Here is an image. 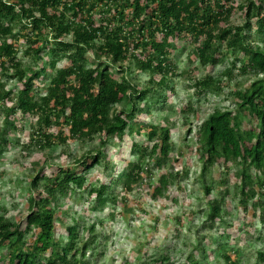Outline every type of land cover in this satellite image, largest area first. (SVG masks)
Returning a JSON list of instances; mask_svg holds the SVG:
<instances>
[{
  "label": "trees",
  "instance_id": "1",
  "mask_svg": "<svg viewBox=\"0 0 264 264\" xmlns=\"http://www.w3.org/2000/svg\"><path fill=\"white\" fill-rule=\"evenodd\" d=\"M238 11L242 21L231 22ZM181 45L192 47L189 60L208 67L203 77H190L196 96L219 93L223 74L211 69L227 53L234 56L229 77L233 70L252 76L230 91L232 108H214L196 127L193 151L201 166L195 179L206 218L195 230L200 255L189 252L183 264H241L246 250L264 243V0H0V152L10 133L24 129L18 119L30 121L25 146L98 142L70 164L31 162L26 215L0 214V264H92L87 252L97 243L95 222L66 221L58 200L86 193L90 209L101 211L117 201L115 183L127 196L144 174L166 167L169 126L143 122L172 100L171 78L182 74L173 58ZM18 52L30 58L28 66ZM133 68L151 73L143 87L133 81ZM3 79L16 83L1 86ZM145 101L161 104L153 111ZM181 111L198 117L190 101ZM123 139L128 153L114 173L108 150ZM216 165L218 174L207 183L206 172ZM95 166L104 172L92 183L87 172ZM181 178L178 171L161 173L151 198L163 197ZM232 201L245 224L225 221L224 231L213 235ZM254 220L261 229L250 225ZM175 221L183 223L178 215ZM251 254L253 264H264V245ZM151 260L141 264H168L169 256Z\"/></svg>",
  "mask_w": 264,
  "mask_h": 264
},
{
  "label": "rangeland",
  "instance_id": "2",
  "mask_svg": "<svg viewBox=\"0 0 264 264\" xmlns=\"http://www.w3.org/2000/svg\"><path fill=\"white\" fill-rule=\"evenodd\" d=\"M230 21H242L240 12H236ZM257 42L259 43L258 40ZM182 46L174 53L173 58L177 71H181L182 74L171 78L170 85L174 87L172 100L166 102L160 111L153 112L143 122L149 123L151 121L154 124L166 122L169 126L171 130V152L166 167L153 168L150 174H144L141 183L136 184L127 196L123 193L121 182L115 183L113 193L117 201L115 203L109 201L101 211L96 212L90 209L89 201L92 200V197L89 198L86 193L80 198L72 195L61 197L58 200V207L63 212L66 221L76 219L87 224L95 222L97 243L92 250L87 252L92 264H141L152 261L151 259L154 257L164 255L169 256L168 264H183L189 252H192L196 258L200 255L199 248L193 249V245L199 243L198 237H201L200 234L195 233V230L204 222L206 217L203 210L205 209L203 193L199 182L195 179L201 166L193 151L196 146V127L199 121L214 108H232L233 96L230 91L236 87L238 81L250 79L252 76L250 74L237 76L235 75L236 71L233 70L231 71L233 75L229 77L227 69L230 67V62L234 56L227 53L220 60L221 62L211 69L213 76L219 75L221 77V73L223 74L219 93L210 92L196 96L190 77H203L208 72V67L203 66L196 58L189 60L192 47L190 45ZM20 48H23L22 43ZM21 53L18 52V57H21ZM22 60L24 65L30 64L29 57H21ZM150 75V72H138L135 68L131 72L133 81L141 87L145 85ZM14 83H16L14 79H3L1 86H11ZM188 101L191 102L198 115L197 118L193 116L191 111H181V107L186 105ZM160 104H154L152 101L143 102L146 109L153 111L154 106L157 107ZM115 107L120 109L122 104L119 103ZM1 120L2 116L0 115ZM29 123V120L18 119L17 124H24V129H17L10 133L11 142L4 146L0 152V214L11 220L24 217L27 213L28 192L26 186L30 178L32 161L35 160L41 164L45 162V158L51 164H58L64 160L70 164L83 151L98 144L97 140L87 141L86 143H74L71 148L57 146L53 150L48 148L40 150L34 144L25 146L30 130ZM133 136L134 133L126 137L125 140L131 139ZM125 140L111 144L109 147L108 154L114 173L122 168L124 163L122 157L127 156L128 146L124 148ZM67 153H70L71 157ZM218 170L219 166L217 165L214 168H209L206 172L207 183L211 181L210 176H217ZM166 171H178L183 178L174 181L175 184L168 186L163 197L154 200L149 192L157 184L158 176ZM231 171L234 172V169ZM47 172H49L48 169ZM103 172L101 166H95L87 172V181L94 183L96 177H101ZM105 178L106 181L109 179L108 177ZM178 185L182 188H177ZM215 195L216 193L212 192L210 197H215ZM124 197L127 200H124ZM226 210L228 214L223 217L222 221L215 223L214 229L211 230L215 236L224 231L223 224L226 222L229 225L237 221L241 225L245 224L242 216L236 214L235 202L232 201L228 204ZM176 215L182 217V225H179V221H175ZM98 220H101L102 223H99ZM247 220L249 221V218ZM250 225L256 229L262 227L257 220H254ZM236 228H240V226L237 225ZM204 233L208 232L204 231ZM86 235L88 234L85 233L84 236ZM64 237L65 233L62 232V238L64 239ZM204 241L201 240L202 244H205ZM231 242L233 244L235 242L241 243V240L234 242L231 240ZM246 245L245 242L244 246ZM263 245L264 243L257 242L249 250H246L247 255L241 264H253L254 254L251 253L254 252L255 248L263 247ZM153 264L162 263L158 261Z\"/></svg>",
  "mask_w": 264,
  "mask_h": 264
}]
</instances>
